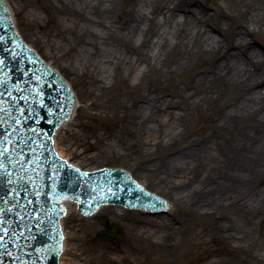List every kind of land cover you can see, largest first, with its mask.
Segmentation results:
<instances>
[{
	"label": "bare ground",
	"instance_id": "obj_1",
	"mask_svg": "<svg viewBox=\"0 0 264 264\" xmlns=\"http://www.w3.org/2000/svg\"><path fill=\"white\" fill-rule=\"evenodd\" d=\"M6 2L20 35L17 16L36 42L49 49L50 56L64 58L70 70L80 72L99 91L111 88L116 79L134 80L138 92L125 107L124 117L128 136L143 145L138 152L146 162L142 167L145 177L176 192L177 200L189 201L192 208L203 210L205 215L230 207L248 212L264 207V52L249 44L242 28L231 29L224 42L207 29L206 10L185 0H132L129 8L117 0H54L47 5L42 0H20L13 7ZM245 7V31L250 33L248 26H256L254 31L260 33L264 26V0H252ZM42 9L49 12L48 18ZM192 24L197 26L187 44L185 30ZM182 45L191 46L190 61L195 55L203 59L201 66L181 79L184 87L176 82L171 90L142 87L148 73L159 71L169 53ZM158 90L161 95L156 94ZM75 101L71 117L56 130L55 149L69 164L95 171L100 167L83 169L70 158L76 155L83 163L90 158L88 151L96 155L95 150L91 151L94 146L86 150L89 136L74 128H86L79 120L75 124L81 112L80 101ZM205 102H220L218 120L210 134L202 132L195 139L192 135L196 132L188 130L185 121L190 110ZM247 128L253 131L248 132ZM94 139L95 145L105 143L114 146L119 155L124 154L118 149L117 135L96 133ZM149 146L164 149V156L151 161ZM62 204L67 207V216L71 205L76 208L69 201ZM142 214L156 223H168L163 219L168 213ZM64 219V251L59 264H67L64 259L68 252H86L79 244L70 243L81 240L80 229L67 231ZM211 228L213 240L228 247H241L248 237L246 231L240 233L226 222L214 221ZM156 233L155 227L143 223L136 229L126 227V234L133 240L153 238ZM107 255L120 263L121 258L114 251Z\"/></svg>",
	"mask_w": 264,
	"mask_h": 264
},
{
	"label": "rangeland",
	"instance_id": "obj_2",
	"mask_svg": "<svg viewBox=\"0 0 264 264\" xmlns=\"http://www.w3.org/2000/svg\"><path fill=\"white\" fill-rule=\"evenodd\" d=\"M7 1L13 7L20 0ZM53 1L42 0L44 5ZM117 2L127 8L133 3L132 0H117ZM185 2L206 10V27L211 34L217 35L226 42L225 39L231 34V29L242 28L249 44L264 52V26L260 33L254 31L256 26H248L250 33L245 31L246 17L242 12L246 9L245 5L252 3V0H185ZM42 11L44 17L48 18L49 12L47 13L46 9ZM17 24L26 43L32 45L31 47L49 65L67 79L76 94V99L80 101L81 112L75 124L79 120L85 124L86 128L82 129L79 126L74 128L89 136L90 143L86 150L94 146L91 151L95 150L96 155L92 156L93 152L88 151L90 158L86 159L87 161L81 163L76 155L70 157L71 161L83 169L103 166L123 168L149 191L171 202L169 213L165 216L166 218H163L168 222L166 224L161 223L163 220L159 223L154 222L155 219L145 217L141 211H122L112 206H106L98 214L84 218L76 213V209L71 205L70 213L64 219V227L67 231L80 229L78 233L81 240H72L70 243L79 244L86 252L85 255L68 252L64 259L67 264H264V207L249 212L238 207H230L217 211L214 215H205L203 210L192 208L189 201L177 200L176 192L170 191L152 178L145 177L142 167L146 162L143 159L144 156L138 152L143 145L128 136L129 126L124 117L125 107L130 105L132 97L134 98L138 92L134 80L128 82L120 79L113 80L112 87L101 92L80 72L70 70L64 58L50 56L49 49L40 41L36 42L33 34L22 25L19 16H17ZM196 26L197 24H192L186 28L185 34L188 38H185V42L187 44L191 42ZM190 49L191 46L182 45L171 51L166 64L161 63L159 71L148 73L142 80L141 86L146 88L150 85L162 90H171L172 84L176 82L180 88H183L181 79L191 75L197 67L203 64L202 57L198 55L190 61L188 58ZM192 51H196V48ZM138 83H140L139 80ZM156 94L161 95L162 93L158 90ZM167 98L172 97L167 96ZM174 99L178 98L174 97ZM219 106L220 102H205L199 108L189 111L190 116L185 121V127L196 132L192 138H198L202 132L211 133L214 121L218 120ZM184 108L183 106L182 110ZM177 110L174 109V111ZM188 130H183V132L186 133ZM246 130L253 131L250 128ZM96 133L114 134L120 137L117 145L124 154L119 155L113 148L114 146L105 143L95 145L94 135ZM149 147L152 148L151 161L157 162L164 156V149ZM189 176L193 177V174ZM194 183L195 180L193 185ZM214 221L234 225L240 233L246 231L247 239L241 247H228L213 240L214 233L211 225ZM112 223L120 226L119 239L112 243L99 240L96 237L97 232ZM142 223L148 227H155L157 231L155 236L142 240L130 239L131 237L129 238L126 234V227L130 225L136 229ZM108 251H114L121 258L120 263L107 255ZM123 254L124 259H122Z\"/></svg>",
	"mask_w": 264,
	"mask_h": 264
},
{
	"label": "water",
	"instance_id": "obj_3",
	"mask_svg": "<svg viewBox=\"0 0 264 264\" xmlns=\"http://www.w3.org/2000/svg\"><path fill=\"white\" fill-rule=\"evenodd\" d=\"M73 105L69 85L25 45L0 0V264H59L62 199L76 200L85 215L103 204L161 213L167 201L170 209L169 199L148 192L129 171L87 173L59 159L53 136ZM118 235L113 224L98 238Z\"/></svg>",
	"mask_w": 264,
	"mask_h": 264
}]
</instances>
